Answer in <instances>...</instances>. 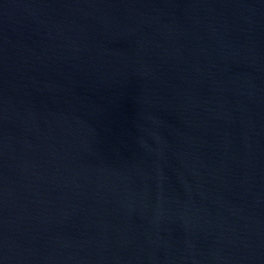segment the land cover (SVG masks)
Returning <instances> with one entry per match:
<instances>
[{
	"label": "water",
	"instance_id": "water-1",
	"mask_svg": "<svg viewBox=\"0 0 264 264\" xmlns=\"http://www.w3.org/2000/svg\"><path fill=\"white\" fill-rule=\"evenodd\" d=\"M0 264H264V0H0Z\"/></svg>",
	"mask_w": 264,
	"mask_h": 264
}]
</instances>
